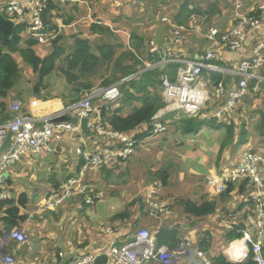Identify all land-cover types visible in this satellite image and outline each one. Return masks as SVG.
I'll return each instance as SVG.
<instances>
[{
	"label": "crops",
	"instance_id": "obj_1",
	"mask_svg": "<svg viewBox=\"0 0 264 264\" xmlns=\"http://www.w3.org/2000/svg\"><path fill=\"white\" fill-rule=\"evenodd\" d=\"M18 1L21 2L23 0ZM52 1L57 7L56 10L51 13L53 16V23L56 25L54 26L55 29L52 32L50 31L47 33L45 42H40L38 38H35L30 34L33 20L31 10L30 8H27L24 22L21 23L27 25L20 35L21 46L25 47L26 41H36L34 50L38 57L45 59L54 53L55 47L53 42L55 39H58V46L62 49V54L57 60L56 70L52 71V73L43 80L40 79L39 73L35 72L20 55H13L21 70V77L8 96L5 99L0 98V103L6 105L7 112L11 116V119L14 118V113L11 110L15 103L21 105V112L26 116L44 117L58 113L69 106L82 101L89 93L84 89L83 84H93L94 88H99L98 80L101 76V68L98 69V75L95 78L84 80L82 82L83 84H78V81L70 82L67 74V58L73 53L72 48L76 45V39L89 40L92 51L95 53H99L100 48L103 46H108L112 50L109 61L112 71L115 70L118 77V80L113 84L119 83L123 79L131 76L121 75L122 72L118 70L117 66L119 62H121V67L132 66L137 63L136 67L139 71L136 74H133V80L139 81L141 78L140 75L142 74H140V72L146 67V65L155 64L154 61H158V57L161 58L165 56L166 51L177 49V46L174 44L168 46L169 40H173L175 27L184 28V41L180 48L182 57L198 59L203 56L210 46L207 38L208 29L210 27L216 28L220 33L229 32L233 28L235 23L234 10L236 1H239L242 4V10L245 14L258 15L257 17L261 21V28L258 30H249L246 34V39H244L240 48L235 51L228 49V47H223L221 49L218 48V57L216 59L217 64L220 63L219 65L223 67L238 66L242 62L253 58L256 45L264 40V0ZM185 2L188 3V10L182 14V5ZM7 3L8 0H0V12L7 13L4 11V5ZM191 7H193V10ZM189 10L192 11V13L189 14ZM195 10L199 11V13H195ZM95 25L100 27H96L94 33L91 28ZM107 40V44H102V42ZM154 49H157V51L154 52ZM159 50L160 52L158 53ZM180 53H178L179 56ZM99 58L101 59L102 56H99ZM102 61L105 63L103 59ZM259 72L264 74V62L262 63ZM72 73L79 75L78 69L72 71ZM223 79L226 93L224 96H219L216 91V86L211 81L210 76L207 75V73H204L202 81L207 84L210 100L206 107L201 111L199 117L205 112L208 116H211V113L217 112L221 109L226 104L230 92L239 84L238 78L233 79L230 77H224ZM130 82L131 81L127 83ZM251 87V92H249L246 98L239 102L236 110L224 114L218 119L221 120V122L229 121L235 123L237 126V138L239 132L242 131V125L244 124V122L242 123L239 120V117L241 116L238 114L239 112L244 115L245 111L250 112L253 115L251 120H256L257 122H259L260 119L258 112H264V85L260 86L257 90H254L256 87L255 84H252ZM150 89L151 91H154L152 88ZM158 93L161 94L160 89H158ZM136 96L139 98L142 95L136 93ZM246 101L247 104H245ZM94 104L99 106L101 105V102H95ZM209 104L212 105L208 107ZM141 106V101L126 102L125 100H122L108 106L110 112L108 115L110 116L114 112H117V114H121L122 116H128L134 108H139ZM208 110L210 111L208 112ZM175 112L177 111H165L162 119L166 123L172 124L174 122L173 118L177 120L175 118V116H177ZM166 115L168 116L165 117ZM182 118L184 117L182 116ZM11 119L8 122H10ZM75 119L78 120V118H74L72 121H69L75 125L77 124L73 122ZM105 122H107V120ZM170 127L174 129L175 135L167 136V138L169 137L167 141H164L166 139V136L164 137V135L158 137L149 136L140 142L135 153L127 160V167L123 165H115L113 168H108L109 171L112 172V180H110L111 177L107 178V176L103 174V169L101 170V168H95L88 171L87 176L94 171L95 176L92 181L98 185L110 184V181L116 182L117 176L115 177V173L121 170L125 172V176L120 180V187H118L119 185L112 183L108 190V196L105 198L103 197L93 206L96 207L97 203H101L103 200L112 201V203H106L105 207L106 213H110V215L103 216L94 214V216L104 217L101 222H104V220H110L112 225L108 226L107 224V227L113 229V234L109 235L104 232L103 229L106 227H101L100 234H98V227L93 230L87 227L89 225H86L87 235L91 236L93 231L98 239L90 242L86 247L87 250L85 249L83 251L74 252L72 251L74 249L73 247H69L68 250L64 247L65 250L59 251V256H57V258H54L53 256L51 262H49V257H44L41 254L37 246L34 248L33 243H30L31 239H29L26 244V246H28L24 247H26L25 249L28 251H32L34 248L36 254H39L40 260L27 258L28 251H25L24 249L20 250L21 248L18 249L15 244L10 248L11 255L15 256L20 264H65L77 253L88 252L103 256L109 251L113 241L116 242L117 246L126 245V242L129 243L133 240L136 233L135 232L131 238H125L129 234L128 229H130L135 222L143 225L140 226L139 229L148 228L152 233H156L159 227H164L166 223L163 226L162 223H160V226L155 227V223H157L155 218L148 215V208L145 202L146 195L142 196L145 206H137L132 212H130L129 217L124 221L116 219V216L122 213L126 208L123 211H119L115 208L121 207L120 202L123 203L124 201H117L112 198L115 191L113 189H119L120 191H126L127 189L130 191H136L137 189L142 188L144 183L147 185L148 180H150L151 184L156 186L162 193L161 200H164L167 205H170L171 210L169 214L165 216L166 220L164 221L169 220V223H171L169 224L170 227L176 226L181 229L179 237L185 232L193 233L191 235V242L194 248L198 245L200 238L207 229L204 228L201 232H199V230L195 232L194 230L196 229L191 228L193 227L191 225L192 217L184 214L183 207L179 202L183 200H191L196 203L215 201L218 207L217 209L226 208L231 211H236L238 207H241V210L235 212L233 219L231 220L232 222L229 220L230 224L236 223L240 225L241 221H247V218H245V212H247L248 216L251 215L252 212L255 213L253 209V194L255 193V188L249 183L248 190L244 195L235 192L231 194V198H227L229 196H224L225 198H223V196H216V192H214L210 186H207L205 178L209 175L216 174L221 169L234 166L246 151L264 157V147L253 148L251 142L248 143V133L246 135V148H243L238 152L236 148L240 147L235 145L237 142L236 139L234 144L227 146L224 151L221 152L222 145L226 139L225 129L204 127L198 134H184L181 128H178V124L176 126L171 125ZM245 129L247 128L245 127ZM106 130L107 132H112L111 127L108 124ZM159 137H162V139H159ZM82 140L83 141H80V139L73 133L66 132L63 134L60 143H52V146L56 149L55 153L44 151L39 155L32 152L26 154L20 162L14 164L8 171L10 175L9 184L11 186L8 191L4 192H6L9 195V198H11L10 193H12V190H20L21 194L27 196L29 204L31 199L37 195H35L34 192L38 190L37 187H31L32 184H38L37 186L40 185L41 189H47L46 191H49L51 189L53 190V188L57 189L59 186H62L61 184L66 182L69 178L79 175L80 167L77 165L76 161V155L79 148L86 149L85 151H89L90 154H95L102 148H112L111 152H114L115 154L119 153V150L122 149V144L119 140L112 139V136L106 137L105 139L95 137L90 139L84 138ZM164 142L165 144H163ZM249 145H251V147ZM149 146H152V148ZM127 161H125V164ZM166 168L169 170L168 184L164 187L156 185L154 181L156 182L158 180V172ZM36 169L41 175H44L45 178L39 180L36 179ZM134 173H137V175H133ZM86 177L84 178L85 184ZM148 186L149 185H147V187ZM102 190L107 191V188L104 187ZM100 193H102V191ZM236 197L240 199L239 202H234ZM133 201L134 200L131 202ZM116 202H119L120 205ZM131 202L127 204V207L130 205V209L131 206L136 204L133 203L131 205ZM236 203L237 207L235 208ZM5 210H0V222L4 227L5 224L2 221V218L5 216ZM21 210L24 211L25 209ZM27 211L28 210L26 209L25 212L28 213ZM69 217L68 214L64 215V218ZM243 218L244 220H242ZM20 226L22 227V225ZM129 226L130 228H128ZM182 226L185 227L184 231L182 230ZM233 230L234 229H225L223 233ZM243 231L244 230L240 231V233ZM2 233L3 230H0V235H2ZM38 239H41V235L38 236ZM213 239L216 241L217 238H214L213 236ZM232 243L233 242L228 244L230 245ZM235 244L238 245L237 243ZM226 250L224 251L222 249L220 252H223L230 262H233L227 256ZM60 253L64 256L61 257ZM0 264L2 263L0 262Z\"/></svg>",
	"mask_w": 264,
	"mask_h": 264
},
{
	"label": "built area",
	"instance_id": "obj_2",
	"mask_svg": "<svg viewBox=\"0 0 264 264\" xmlns=\"http://www.w3.org/2000/svg\"><path fill=\"white\" fill-rule=\"evenodd\" d=\"M47 2L48 0H23L21 2L8 0V3L4 5V11L10 16H14L15 22L22 23L26 9L30 8L33 20L30 34L38 38L40 42H45L47 32L46 26H44L43 12L47 7ZM234 13L236 22L231 31L220 33L214 27L208 29L207 38L210 46L207 52L197 60L182 57L180 48L184 41V28L175 27L173 40H169L168 46L174 44L177 49L166 51L165 56L159 62L146 65V69L140 72L141 74L146 70H162L170 65L178 67L174 81L169 73H166L162 78L163 97L169 110H181L188 117L199 116L210 100L207 84L202 81L205 72H208L209 75L239 78V84L230 92L226 104L217 112L211 113L212 118L220 119L224 114L236 110L239 102L246 98L250 92L252 82L256 85L254 90L264 85V74L259 72L264 62V40L256 45L253 58L236 67H221L215 63L218 57V48L228 47L235 51L240 48L249 30L261 28L260 19L245 14L239 1H236ZM153 51L155 52L157 49ZM133 78L134 75H131L117 84L95 88L82 101L58 113L44 117L26 116L21 112V105L15 103L11 110L14 113V118L6 124H0V202L9 199V195L4 192L8 181L5 174L14 164L20 162L23 156L30 152L37 155L44 151L55 153L56 149L52 143H60L66 132L73 133L80 141H83L80 126L61 122L60 119L63 117L88 118L89 128L96 136L102 139L112 136V139L119 140L123 147L116 154L111 152L112 148L99 150L95 154H90L88 150L86 152V149L79 148L77 161L79 163L83 160L85 163L81 176L71 178L66 185L57 188L58 194H51L38 207L37 214L59 208L76 192L86 194L87 187L83 186L82 182L88 168L100 167L118 157L123 160L128 159L133 154L136 139L119 132H107L101 109L94 102L100 101L104 104L120 102L124 96L121 90L122 84L133 80ZM216 91L219 96L225 95L226 89L223 80L216 86ZM161 117L162 114H158L153 118L152 134L154 136H160L166 131ZM9 133H12V137L6 151L2 153L4 142ZM244 181H249L255 188L253 194L255 213L252 212L249 215L248 228L243 231V237L230 244L226 254L233 262L242 263L252 252L254 262L264 264V157L246 151L234 166L221 169L216 174L205 178L207 186H210L216 194L225 193L230 186L239 187ZM155 183L160 185L159 182ZM95 198L88 196L87 203L93 204ZM146 204L150 216L156 219L163 218L170 212L167 203L161 200V194L157 187L152 190L149 198H146ZM221 224L225 229H234V225L230 224V221H222ZM103 230L109 235L114 233L112 228ZM28 240L21 228L3 234L0 237V262L2 264H20L15 256L11 255L10 246L15 244L20 249ZM235 243L239 244L234 246ZM60 256L64 255L60 253ZM101 256L88 252L77 253L65 264H102L99 263ZM104 256H107V261L103 264H146L152 260L156 264H216L207 253L193 248L191 236H184L179 246L169 248L165 245L159 246L155 235L146 228L139 229L133 240L124 246H117L113 241Z\"/></svg>",
	"mask_w": 264,
	"mask_h": 264
},
{
	"label": "trees",
	"instance_id": "obj_3",
	"mask_svg": "<svg viewBox=\"0 0 264 264\" xmlns=\"http://www.w3.org/2000/svg\"><path fill=\"white\" fill-rule=\"evenodd\" d=\"M82 1H91V0H82ZM46 8L43 12V21L44 26H46V32H52L56 26L53 23L52 11L56 10V5L52 0H48L46 3ZM188 10V3L185 2L182 5L183 14ZM189 14L192 11H188ZM199 13V11L195 10V13ZM256 14V13H254ZM257 15V14H256ZM4 16L8 18L5 14ZM252 16H255L252 14ZM258 16V15H257ZM67 23V22H66ZM26 24H17L15 29L14 36L9 41H4L0 38V98H6L10 91L15 87L17 81L21 77V70L16 61V58L13 56L14 54L20 55L23 60L29 64L35 72L39 73L40 79L43 80L45 77L50 75L52 71L56 70L57 60L60 58L62 54V49L58 46V39H55L53 45L55 47L54 53L45 58L41 59L37 56V53L34 50L36 45V41L29 40L26 41L25 47L21 46V33L24 31ZM100 27L98 25L93 26L92 32L95 33V28ZM48 29V30H47ZM76 45L73 47V53L67 58L68 60V71L67 74L69 76L70 82H77L78 84H83L84 80H88L90 78H95L98 75V69L101 68L102 65L108 64L109 70L111 69L110 65V56L112 54V50L108 46H103L100 48L99 53H95L92 51L91 44L89 40L84 39H76ZM99 56H102L100 59ZM105 61V63L102 61ZM158 61L160 57L157 58ZM154 61V63L158 62ZM153 63V62H152ZM220 64V63H219ZM137 63L132 66L121 67V62L117 64L118 70L122 72V76H128L136 74L139 70L136 67ZM141 65V63H140ZM79 71V75L73 74L72 71ZM146 67L143 69L145 70ZM110 79L103 82V86L112 85L114 82L118 80L117 74L115 70L111 71ZM169 73L172 76V80L175 79L177 73V66H169L163 70L154 69V70H146L140 76L139 81L132 80L130 83H124L121 86V90L124 94V99L126 102H137L141 101L142 106L139 108H134L133 111L128 116H122L121 114H117L114 112L112 115H108L109 109L108 106L102 107V115L105 120H107V124L111 127V130L119 132L122 135H130L134 138H137L138 141H141L147 137H151L152 135V122L153 117L156 113L164 107L163 100V86H162V78L163 76ZM209 75V74H208ZM210 79L214 83V85H218L220 81L223 80V77L220 75H212L210 74ZM83 87L86 91L90 92L94 87L93 84H83ZM152 88L155 91V94L152 96L150 94ZM158 89H160L161 94L158 93ZM137 94H141V97H137ZM89 94V93H88ZM212 104H209L210 107ZM212 109V107H211ZM210 110H208L209 112ZM239 120L244 117V114L239 112ZM260 119L257 125L258 133L261 138L264 139V112L259 111ZM11 119V116L7 112L6 105L4 103H0V123H6ZM243 123V121H241ZM178 124V128L182 130L184 134H198L204 127H211L216 129H225L226 131V139L222 145L221 152L227 146H230L237 142L235 145L243 146L247 143L246 135L248 131L245 129V125H242V131L239 132L237 138V126L233 122L217 120L208 116L205 112L201 117L197 119L192 118H182L176 122ZM143 126V127H142ZM103 169V170H102ZM101 170L107 178L111 177L112 172L109 171L106 165L101 167ZM157 179L161 181L162 186H166L168 184L169 179V170L166 168L161 170L157 174ZM10 180L8 179L7 183ZM249 186V181H244L242 185L235 190L233 187H230L228 191L222 195L229 196L227 198H231V194L238 193L240 195H244ZM231 196V197H230ZM136 201V200H135ZM135 201L131 202L132 205ZM18 203V204H17ZM184 210V214L187 216H191V227L195 232H197L198 226L196 221H202V219H211V217L215 214L217 210V204L215 201H204L202 203H196L191 200H183L179 202ZM28 205V198L25 194H21L18 200L9 199L0 202V210H5V216L2 218V221L5 224V229L7 231L16 229L23 225L28 221L29 216L25 212ZM252 205V202H251ZM21 209H25L22 211ZM251 210V208H250ZM129 217V211L125 210L124 212L118 214L116 218L120 220H125ZM245 218L248 219V214L246 212ZM231 221V219L229 218ZM232 222V221H231ZM234 224L233 231H226L222 234V241L231 243L235 240L241 239L242 234L240 231L246 230L248 228L246 221L241 222L240 225ZM181 229L179 227H162L159 229L156 234L157 244L167 245L169 248H175L180 245L181 239L179 237ZM215 241L213 239L212 234L209 231L203 233V236L200 238L197 248L203 252L208 253V255L212 258V260L216 264H256L253 260L254 256L251 252L249 257L242 263H233L230 262L223 252L215 253L217 249H215ZM211 252L213 254H211ZM58 256V254H57ZM107 259L102 256L99 259V263H105Z\"/></svg>",
	"mask_w": 264,
	"mask_h": 264
},
{
	"label": "rangeland",
	"instance_id": "obj_4",
	"mask_svg": "<svg viewBox=\"0 0 264 264\" xmlns=\"http://www.w3.org/2000/svg\"><path fill=\"white\" fill-rule=\"evenodd\" d=\"M5 15L8 18L14 19V16H10L7 13H5ZM107 42H108V40L102 42V44H107ZM72 51H73V48H72ZM111 71H112V69L109 70L108 64H105V66L104 65L101 66V70H100L101 76L99 77V80H98V86L99 87L103 86V82L110 79L111 74H112ZM150 94H152V96H153L155 94V91H151ZM86 97L87 96H85L84 98H86ZM245 104H247V101L245 102ZM104 106H110V105L106 104ZM166 108H167V106L164 103L163 109L159 110L156 113V115L162 114V112ZM244 113H245V115H244V117H242L240 119V121L244 122V125L247 128L246 130L249 133L248 143L251 142L253 148L254 147H264V139L260 137V135L258 133V129L256 127L258 122L256 120H251L253 118V115L250 112L245 111ZM170 114H173V113H170ZM170 114H168V115H170ZM175 114L177 115V116H175V118L177 120H175L173 118L174 122L172 124L171 123L170 124L176 126L177 125L176 122L182 118L183 113H182V111L178 110L177 112H175ZM168 115H166L165 117H167ZM165 119H167V118H165ZM170 124L166 123V126L168 129H166V131L164 132V137L166 136V139L164 141H167L169 139V137L167 138V136H174L175 135V131H174V129H172L170 127L171 126ZM161 136H163V135H161ZM159 139H162V137H159ZM156 140H158V139H156ZM163 144H165V142ZM249 146L251 147V145H249ZM149 147L152 148V146H149ZM238 147H240V148L235 147L238 152L241 151L243 148H246L245 145L238 146ZM115 162L117 164L123 165L125 167H127V164H128V161L126 164H125V162H119L118 160H115ZM95 167L96 166H92V168L88 169V171L95 169ZM35 173H36V179L39 180V179L45 178V176L41 175L37 169H36ZM133 175H137V173H134ZM94 176H95V173H94V171H92L90 173V175H88L86 177V184L89 186V190H90L89 194L92 196V198H95L96 195L102 191V193H99V194H101V196H102L101 199H102L103 197L105 198L108 196V194H109L108 190L110 189L112 183L119 185L118 187H120V180L123 176H125V172H123L122 170L117 171L115 173V177L117 176L116 182L110 181V184L98 185L97 183H94L92 181ZM112 179H113V176L110 178V180H112ZM66 182H67V180H66ZM66 182H64V184ZM37 185L38 184H32L31 185V187H37L38 188V190L36 192H34V194L35 195L37 194V195H36V197L32 198L28 204V207H27L28 211L27 212L29 215V219H28V222L26 224L22 225L21 228L25 232L26 238L32 240V241L30 240V243L31 242L33 243L34 248H35V246H37L38 250L41 252V254L44 257H49V262H51L53 256H54V258H57L58 252L61 250H65L64 247H66V250H68L69 247H73L74 249L72 251H74V252L83 251L86 249V247L89 245L90 242L96 241L98 238L93 231L91 233V236L87 235L88 233H87L86 225H89L87 227H89L90 229H93V230H95V228L98 227V234H100V228L101 227H107V224H108V226L112 225L110 220H108V221L104 220V222H101L104 219V217L94 216V214H99V215H103V216L110 215V213H106L105 207H106V203H112V201L111 200L110 201L103 200L101 203H97L96 207L88 206L85 204L83 194H81L80 192H76V194L74 196H72L70 199H68L59 208H57L55 210L45 211L42 214H37L36 210L38 209V207L40 205H42L45 202V200L51 194H58V191L54 188H53V190L51 189L49 191H46L47 189H41L40 185L39 186H37ZM147 185H149V187H147ZM147 185H146V183H144L142 188H139L136 191H130L128 189L126 191L125 190L120 191L118 189L119 190L118 191L116 189H113L115 191L113 194L114 196H112V198L114 200H117V201L118 200L124 201L123 203L120 202L121 207H119V208L115 207V208H117V210H119V211H123L126 208L125 210H128L129 214H130V212H132L137 206L138 207H144L145 204L143 203L142 196L146 195L147 198H149L152 190L156 189V187H153L150 180H148ZM10 186L11 185L9 183H7L6 186L4 187V191H8ZM104 187L107 188V191L102 190V189H104ZM44 191H46V192H44ZM10 194H11L10 197L12 199L14 198V200H18L19 195L21 194V191L20 190H16V191L12 190V193H10ZM220 196L222 197V194H220ZM132 200H134V201L136 200L134 202L136 204L131 206V209H130V205L127 207V204L129 202H131ZM239 200L240 199L238 197H236V200L234 202H239ZM116 203L118 205H120L119 202H116ZM236 207H237V203L235 205V208ZM238 210H241V207H238L236 211H238ZM236 211L235 210H233V211L227 210L226 208H219L215 211V214L211 217L209 222L207 221V219H202V221H196L199 232H201L204 228H206L207 231L211 232V234L214 236V238H217L215 241V244H216L215 249H217L216 253L220 252L222 249L225 251L229 245L227 242H223L221 240L222 234L225 231L221 222L222 221H229L228 220L229 218L232 220ZM66 214H68L70 217L64 218V215H66ZM245 214H246V212H245ZM31 215H33V217H30ZM149 215H150V213H149ZM230 215H232V216H230ZM0 219H1V214H0ZM116 219H118V218H116ZM242 220H244V218ZM121 221H124V220H121ZM155 221L157 222V223H155V227L160 226L161 222L159 220H156V219H155ZM241 222H243V221H241ZM165 223H166V225H165ZM169 224H171V223H169V220L164 221L162 226L165 225L164 227H166V226H169ZM140 226H143V225L137 224L136 222L132 224L131 228L129 226L128 227V228H130V229H128L129 234L125 238H131L134 235V233L136 232V230L137 229L139 230ZM0 228H2L0 230H3L4 234L9 232L5 229V227L1 224V222H0ZM182 230L184 231L185 227L182 226ZM149 231L152 233V231L150 229H149ZM186 231H187V229H186ZM39 235H41V239H38ZM1 236L2 235H0V237ZM124 241H127V240H124ZM125 244H128V243L126 242ZM60 245H61V247H60ZM26 247L23 246L20 250L24 249L25 251H28L25 249ZM34 248L32 251L27 252V258H31L32 260H36V259L40 260L39 254H36ZM25 251H24V253H25ZM74 252H72V253H74ZM211 254H213V253L211 252ZM58 256H59V254H58ZM104 257L106 258L107 256H104ZM146 264H156V263L152 260L150 262H147Z\"/></svg>",
	"mask_w": 264,
	"mask_h": 264
},
{
	"label": "clouds",
	"instance_id": "obj_5",
	"mask_svg": "<svg viewBox=\"0 0 264 264\" xmlns=\"http://www.w3.org/2000/svg\"><path fill=\"white\" fill-rule=\"evenodd\" d=\"M193 10V9H192ZM234 12H235V10H234ZM2 13V12H1ZM245 13V12H244ZM3 15L5 14V13H2ZM249 16H252V14H250ZM234 17H235V13H234ZM252 17H256V18H258L257 16H252ZM7 19H10V20H12V21H14L15 22V20L14 19H12V18H7ZM235 19V18H234ZM236 22V21H235ZM16 23V25L17 24H21V23H17V22H15ZM235 24V23H234ZM162 59V57L160 58V60ZM191 59V58H190ZM159 60V61H160ZM193 60H197V59H193ZM158 61V62H159ZM216 63V65H218V66H220L219 64H217V62H215ZM170 66H172V65H170ZM175 66V65H174ZM167 67H169V66H167ZM166 67V68H167ZM221 67H223V66H221ZM228 67V66H227ZM165 69V68H164ZM177 69H178V67H177ZM163 70V69H162ZM205 73H207V75H208V72H205ZM204 75V74H203ZM220 76H222V75H220ZM223 78H224V76H222ZM239 79V78H238ZM175 80V79H174ZM174 80H172V81H174ZM130 81H132V80H130ZM223 81H224V79H223ZM127 82H129V81H127ZM127 82H125V83H127ZM117 84V83H116ZM252 84H255L254 82H252L251 83V85ZM114 85V84H113ZM123 85V84H122ZM111 86V85H110ZM104 87H108V86H104ZM100 88V87H99ZM95 89V88H94ZM93 90V89H92ZM251 90H252V87H251ZM251 90H250V92H251ZM91 92V91H90ZM89 92V93H90ZM249 94V93H248ZM89 95V94H88ZM87 95V96H88ZM124 95V94H123ZM163 96V95H162ZM123 98H124V96H123ZM123 100V99H122ZM121 100V101H122ZM163 100H164V97H163ZM95 102H100V101H95ZM94 102V103H95ZM118 103V102H117ZM164 103L166 104V102H165V100H164ZM76 104V103H75ZM110 104H115V103H110ZM109 104V105H110ZM208 104V103H207ZM104 105H106V104H104V103H102L101 102V105H99V107H100V109H101V112H102V107L104 106ZM167 106V105H166ZM163 109V108H162ZM165 111H178V110H169V108H168V106H167V108L166 109H164V111L162 112V117H161V120H162V122L165 124V126H166V122L162 119L163 118V115H164V112ZM181 111V110H180ZM182 113H183V117L184 118H192V119H197V118H199V116H200V114H199V116H197V117H188V116H186L185 114H184V112L182 111ZM103 116V115H102ZM73 116H71V117H68V118H72ZM74 118H78V123L77 124H75V125H79V121H80V119L81 118H79L78 116H75V117H73L72 119H74ZM154 118V117H153ZM214 119H217L218 120V118H214ZM103 121H104V125L106 126V129H107V122H105L106 120L104 119V117H103ZM67 122H69V123H71L70 121H67ZM152 125H153V122H152ZM80 126V125H79ZM80 129H81V127H80ZM166 129H168L167 128V126H166ZM89 130H90V132H92L94 135H95V137L96 138H99L98 136H96V134L93 132V130L91 129V128H89ZM112 131H114V130H112ZM81 132H82V130H81ZM114 132H116V131H114ZM162 135H164V133L162 134ZM82 136H83V138H85V139H90V138H86L85 136H84V134H83V132H82ZM130 136V135H129ZM161 136V135H160ZM94 137V138H95ZM132 137V136H131ZM151 137H158V136H154L153 134L151 135ZM100 139H102V138H100ZM136 139V144H135V147H134V149H133V154L135 153V151H136V148H137V146L140 144V142L142 141H138V139L137 138H135ZM123 147V146H122ZM102 151L104 150L103 148L101 149ZM132 154V155H133ZM131 155V156H132ZM130 156V157H131ZM129 157V158H130ZM128 158V159H129ZM128 159H126V160H123L122 158H120V157H118V158H114L112 161H110V162H108V163H105V164H103L102 166H104V165H106L107 166V168H113V166H115V164L116 165H119V164H117L116 162H115V160H118L119 162H125V161H127ZM76 161H77V155H76ZM115 163V164H114ZM77 165L80 167V170H79V175H77V176H75V177H71V178H77V177H79V176H81V172H82V168L84 167V165H85V163H84V161L82 160V161H79V163H78V161H77ZM102 166H100V167H95V168H98V169H100ZM231 167V166H230ZM92 167H90V168H88V169H91ZM88 169L85 171V175H84V177H83V182H82V185L83 186H86L87 187V193L86 194H83V198H84V202H85V204L86 205H88V206H94L95 205V203L96 202H98L100 199H101V194H97L96 195V198L94 199V203L93 204H88L87 203V197L88 196H90V197H92L90 194H89V192H90V190H89V186L87 185V184H85L84 183V178L86 177V175H87V172H88ZM8 173V172H7ZM10 178V177H9ZM8 178V179H9ZM71 178H69L68 180H67V182L64 184H61L62 186H64V185H66L67 183H68V181L71 179ZM156 182H159L160 183V186H162V183H161V181H159V180H157ZM154 183H155V181H154ZM250 183V182H249ZM242 185V184H241ZM240 185V186H241ZM239 186V187H240ZM60 187V186H59ZM58 187V188H59ZM149 187V186H148ZM230 187H233L234 189L233 190H235L236 188H238V186H230ZM229 187V188H230ZM228 191V190H227ZM226 191V192H227ZM225 192V193H226ZM225 193H223L222 195H224ZM160 194L162 195V193L160 192ZM216 196H220V194H216ZM146 198H147V196L145 197V202H146ZM9 199H11V198H9ZM9 199H7V200H9ZM70 199V198H69ZM162 201H164V200H162ZM146 206H147V204H146ZM147 208H148V206H147ZM168 208H169V210H171L170 209V205H168ZM28 214V213H27ZM148 215H149V208H148ZM29 216V215H28ZM150 216V215H149ZM152 217V216H151ZM152 218H154V217H152ZM248 218H249V216H248ZM156 219V218H155ZM158 220L163 224V221L164 220H166V218L165 217H163V218H158ZM247 221H248V219H247ZM247 221H246V223H247ZM247 226H248V224H247ZM18 228H21V226L20 227H18ZM17 228V229H18ZM106 228H108V227H106ZM22 229V228H21ZM147 229V228H146ZM159 229H161L160 227H159ZM158 229V230H159ZM225 229V228H224ZM13 230H15V229H13ZM149 230V229H148ZM157 230V231H158ZM10 231H12V230H9V232ZM138 231V230H137ZM136 231V232H137ZM243 232H241V234H242ZM4 234V232L2 233V235ZM136 234V233H135ZM154 235H155V238H156V234L155 233H153ZM193 233H186L185 232V234L183 233V235L182 236H180V239H181V241H182V239H183V237L184 236H187V235H189V236H191ZM242 237H243V234H242ZM238 240H240V239H238ZM29 241V240H28ZM236 241V240H235ZM234 242V241H233ZM181 243V242H180ZM27 244V243H26ZM26 244L24 245V246H26ZM160 246H162V245H160ZM165 246H167V245H165ZM12 246H10V248H11ZM167 247H169V246H167ZM194 248V247H193ZM194 249H197L198 251H201V250H199L198 248H197V246L194 248ZM203 252V251H202ZM206 253V252H205ZM208 254V253H207ZM104 256V255H103ZM102 257V256H101ZM107 258V257H106Z\"/></svg>",
	"mask_w": 264,
	"mask_h": 264
},
{
	"label": "water",
	"instance_id": "obj_6",
	"mask_svg": "<svg viewBox=\"0 0 264 264\" xmlns=\"http://www.w3.org/2000/svg\"><path fill=\"white\" fill-rule=\"evenodd\" d=\"M16 23L10 19H7L1 12H0V38L4 41H9L15 34ZM72 121V119L68 117H63L60 119L61 122ZM74 123H78V120H73ZM79 125L81 130L86 138H94L95 135L90 132L89 130V119L88 118H81L79 121ZM12 137V133L8 134L6 141L4 142L2 153H4L8 147V143ZM5 176L9 178V173H6Z\"/></svg>",
	"mask_w": 264,
	"mask_h": 264
},
{
	"label": "bare ground",
	"instance_id": "obj_7",
	"mask_svg": "<svg viewBox=\"0 0 264 264\" xmlns=\"http://www.w3.org/2000/svg\"><path fill=\"white\" fill-rule=\"evenodd\" d=\"M237 244H239V243H237ZM234 246H236V244Z\"/></svg>",
	"mask_w": 264,
	"mask_h": 264
}]
</instances>
